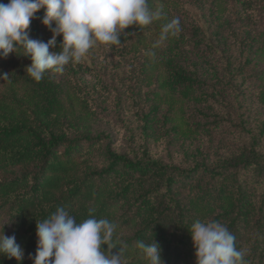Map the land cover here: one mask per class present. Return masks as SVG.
<instances>
[{
	"label": "trees",
	"instance_id": "16d2710c",
	"mask_svg": "<svg viewBox=\"0 0 264 264\" xmlns=\"http://www.w3.org/2000/svg\"><path fill=\"white\" fill-rule=\"evenodd\" d=\"M229 1L148 0L151 11L158 13L150 24L126 28L118 46L98 42L89 50L122 63L124 71L134 66L132 73L138 70L157 83L148 98L154 103L142 117L146 138L158 134L163 103L169 105L166 115L175 121L173 129L183 130L170 111L177 110L181 121L192 105L195 115L202 113L199 105L217 95L210 90L214 81L234 82L264 55V46L260 52L253 47L257 35L249 24L261 19L264 1L231 0L242 21L234 39L241 46L238 53L229 50L226 35L232 27ZM193 9H208L212 20L207 31L196 22ZM44 15L41 8L28 31L31 38L47 42L53 33L42 23ZM175 19L179 24L168 27ZM62 39L57 36L50 51H59ZM16 51L0 58V75L8 74L0 79V210L13 220L11 235L24 249L19 264H33L36 221L58 207L78 223L89 218L90 209L97 219L115 223L113 242L126 246V264H148L136 243L153 239L161 246L164 264H196L189 229L197 219L227 226L248 264H264V152L256 142L210 162L200 150L182 163L165 162L147 151L120 153L110 146L107 134L89 124L97 111L90 104V88L80 79L93 72L87 60L65 66L64 84L49 72L36 82L27 70L13 74L29 59L22 48ZM17 169L20 175L6 178ZM102 247L107 250V245ZM0 264L18 262L0 256Z\"/></svg>",
	"mask_w": 264,
	"mask_h": 264
},
{
	"label": "clouds",
	"instance_id": "9594fccd",
	"mask_svg": "<svg viewBox=\"0 0 264 264\" xmlns=\"http://www.w3.org/2000/svg\"><path fill=\"white\" fill-rule=\"evenodd\" d=\"M45 9L42 23L52 31L44 42L30 37L31 20ZM158 13H153L148 0H8L0 2V58L10 53L31 59L27 73L36 82L46 71L63 73L70 62L78 63L89 50L102 43L110 46L121 44V34L132 25L150 24ZM55 22V27H52ZM179 20L168 27L178 25ZM62 35L60 50L55 49L56 37ZM7 73L0 75L6 79ZM89 218L77 222L64 207L42 221H36L37 247L33 264H126L123 259L125 245L113 242L117 225L107 218ZM4 226V225H3ZM190 234L195 249L196 264H248L245 252L236 247L235 236L227 226L218 221L192 223ZM107 245V250L102 246ZM119 246L118 251L111 250ZM148 264H164L160 244L137 241ZM0 256L21 262L24 249L16 242L15 235L0 234Z\"/></svg>",
	"mask_w": 264,
	"mask_h": 264
},
{
	"label": "rangeland",
	"instance_id": "374dc122",
	"mask_svg": "<svg viewBox=\"0 0 264 264\" xmlns=\"http://www.w3.org/2000/svg\"><path fill=\"white\" fill-rule=\"evenodd\" d=\"M235 5L233 1H229L232 27L227 28L226 35L229 37V50L238 53L241 46L238 48L234 39L242 21ZM191 13L196 22L203 24L207 31V21L212 20L208 9H193ZM249 24L252 32L257 35L254 49L263 51L264 14L261 19L250 21ZM212 32L215 33L212 30L207 33L211 36ZM211 37L214 38L215 35ZM217 43L219 44H214ZM221 45L217 47L219 50ZM259 56L261 58L254 59L246 68L245 75L238 76L234 82L223 85L214 81L210 90H216L217 95L215 99L209 98L203 105H199L202 113L195 115V105H192L185 115L186 121H181L177 110L170 111L178 119L176 123L182 124L183 130L173 129L175 121L167 119L170 116L166 115L169 105L163 103L158 114V134L146 138L142 132V117L154 103L148 98L158 87L157 83L147 80V74L143 75L138 70L132 73L134 66H127L124 71V65L112 61L110 56L91 52L83 59L87 60L93 72L82 74L80 78L84 86L90 88V104L97 111L90 118L89 124L95 132L107 134V141L116 151L126 154L136 152L140 155L147 151L152 157L165 162H188L189 156L197 150L210 162L218 156L229 155L242 146L250 147L253 142L264 152V55ZM30 64L29 58L13 69V74L25 71ZM48 72L63 84L67 80L63 73L46 71ZM161 93L164 94L165 91L161 90ZM190 124L197 128L189 129ZM20 174L21 170L17 169L6 175V178ZM13 224L8 212L0 210V234L4 231L6 236H11Z\"/></svg>",
	"mask_w": 264,
	"mask_h": 264
}]
</instances>
